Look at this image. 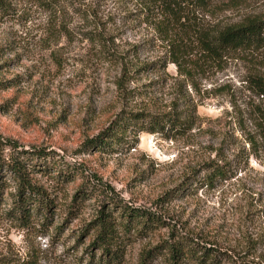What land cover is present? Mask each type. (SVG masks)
<instances>
[{
  "label": "rangeland",
  "instance_id": "1",
  "mask_svg": "<svg viewBox=\"0 0 264 264\" xmlns=\"http://www.w3.org/2000/svg\"><path fill=\"white\" fill-rule=\"evenodd\" d=\"M3 1L0 139L50 152L58 166L95 176L110 198L161 216L167 226L132 241L124 264H137L171 231L210 241L238 264H264V132L255 114L263 103L244 85L250 74L264 76V48L207 61L194 34L264 15V0L227 10L223 0H178L172 21L159 17L155 0ZM175 47L183 51L178 65L170 61ZM127 112L153 123L139 129ZM110 132L111 149L100 151ZM209 162L227 164L234 177L198 186ZM42 181L55 198L51 221L21 230L0 212V260L98 264L90 243L103 199L72 204L81 179L64 184L51 173Z\"/></svg>",
  "mask_w": 264,
  "mask_h": 264
},
{
  "label": "trees",
  "instance_id": "2",
  "mask_svg": "<svg viewBox=\"0 0 264 264\" xmlns=\"http://www.w3.org/2000/svg\"><path fill=\"white\" fill-rule=\"evenodd\" d=\"M243 1L223 0L226 6L222 10L235 7ZM4 5V1L0 0V10L4 9ZM155 7L158 9L159 17H168L172 21L178 19L181 5L178 0H155ZM139 9L141 15H144L142 11L144 8L139 6ZM175 9H178V12ZM166 10L172 13L167 14ZM87 14L89 24L94 28L97 27L96 12L91 10ZM142 23L146 24L147 20L143 18ZM194 34L200 51L207 61H219L223 55L240 51L260 50L264 48V15H247L235 24L211 31H195ZM182 52L178 47L173 48L170 61L178 65V58L181 57ZM244 85L263 103L256 106L255 114L259 121L256 124L257 129L264 132V76L250 74L245 78ZM122 117L134 122L139 129H143L145 123H153L142 113L127 112ZM173 118L168 114L164 120L173 121ZM122 119L117 123L123 127ZM177 121L179 124V120ZM114 135L110 132L108 142H102L103 145L98 149L107 150V146L111 149L109 141H114ZM249 142L253 147L254 142L252 140ZM49 155L50 152L43 149H22L14 142H3L0 139V212L7 221L19 229L28 230L39 223L44 227L51 221L55 211V198L42 181L51 173L55 182L64 184L73 183L77 178L81 179L73 194L72 204L95 195L103 199L93 222V236L90 243L92 248L100 252L98 264H124L127 248L132 241L152 237L151 235L158 237L160 228L167 226L161 216L149 210L127 206L122 200L110 198L102 182L96 180L95 176L91 179L84 171L58 166V161L52 158L51 162ZM200 167L202 176L194 179L195 184L200 187H213L216 182L230 180L235 175L227 164L209 162ZM185 189L184 184L175 192V198L181 195L182 191H187ZM155 203L162 204L161 200ZM168 236L169 240L162 239L149 250L142 252L137 264H151L157 257H161L165 264H238L232 255L216 248L210 241L204 239L198 241L173 231ZM258 240L264 243V233ZM242 261L243 264H249ZM0 264L6 263L0 260Z\"/></svg>",
  "mask_w": 264,
  "mask_h": 264
}]
</instances>
